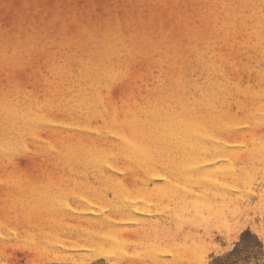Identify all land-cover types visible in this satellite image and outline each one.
<instances>
[{"label": "rangeland", "instance_id": "rangeland-1", "mask_svg": "<svg viewBox=\"0 0 264 264\" xmlns=\"http://www.w3.org/2000/svg\"><path fill=\"white\" fill-rule=\"evenodd\" d=\"M0 264H264V0H0Z\"/></svg>", "mask_w": 264, "mask_h": 264}]
</instances>
